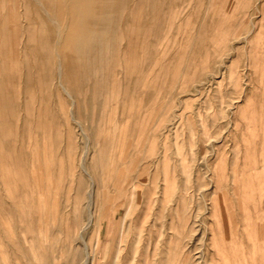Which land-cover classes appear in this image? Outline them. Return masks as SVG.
<instances>
[{"label":"rangeland","instance_id":"1","mask_svg":"<svg viewBox=\"0 0 264 264\" xmlns=\"http://www.w3.org/2000/svg\"><path fill=\"white\" fill-rule=\"evenodd\" d=\"M6 5L37 51L0 55V264H264V0H113L61 85L42 10Z\"/></svg>","mask_w":264,"mask_h":264},{"label":"bare ground","instance_id":"2","mask_svg":"<svg viewBox=\"0 0 264 264\" xmlns=\"http://www.w3.org/2000/svg\"><path fill=\"white\" fill-rule=\"evenodd\" d=\"M8 1V2H7ZM16 0H14L15 3ZM37 5L38 8H40V10H42V15H43V19L45 21V23L48 25H51L52 28V36H53V42L51 44V48L50 51L51 52V57L54 61V64L56 66V70H57V76H58V82L61 85L62 84V76H63V69H65V67L63 66V62H62V53L64 50H68L74 57H77V59H79L84 67H88L90 65H94L93 60L91 61V57L93 55H97L99 57V59H104L106 58V54H107V50L109 48H111L113 50V14H114V7H113V0H33ZM122 2V1H121ZM7 4H12V0H0V55L2 57V61L5 62L6 59L9 60V63H13L14 61L11 60L9 57H13L16 55L17 52H21L23 50V52H26L27 54L30 53V50H28V48L32 45L34 51H37L36 48V44L35 42L32 40L30 42H28V45L26 44V40L21 41V39L19 38V35L17 32H15V28L13 26H15V24L18 22V11L16 10V8L12 6H7ZM159 3V2H158ZM140 5V3H137V5ZM153 6V5H152ZM157 6V5H155ZM13 7V8H11ZM23 19H25V22L28 21V15H27V10L25 9V11L23 10L21 12ZM116 14V13H115ZM251 19V18H250ZM27 20V21H26ZM141 20V19H140ZM119 28V27H118ZM116 30L114 29V32ZM112 34L110 40L104 42L103 40L109 35ZM146 35V34H145ZM246 36V35H245ZM244 36V37H245ZM119 42V41H118ZM136 46V45H135ZM109 47V48H108ZM129 47V46H128ZM159 47V46H158ZM110 49V51H111ZM142 50V49H141ZM12 52L15 53V55H12ZM9 54H11L9 56ZM26 56V55H25ZM9 58V59H8ZM14 58V57H13ZM64 58V57H63ZM123 59V58H122ZM156 59V58H155ZM154 61V60H153ZM156 61V60H155ZM2 62V63H3ZM131 62V61H130ZM1 63V62H0ZM1 63V64H2ZM10 64V67H11ZM16 64V63H15ZM14 64V65H15ZM132 64V63H131ZM101 65V62L98 63V66ZM1 66V65H0ZM127 66V65H126ZM153 66V65H152ZM155 66V65H154ZM64 67V68H63ZM2 68V67H1ZM128 68H130L128 66ZM264 68V67H263ZM12 69V68H9ZM16 69V67H15ZM1 70V69H0ZM131 70V69H130ZM133 70V69H132ZM11 71V70H10ZM14 71V70H13ZM100 73V72H99ZM1 75V74H0ZM13 75V74H12ZM96 77V76H95ZM1 82V81H0ZM1 86V85H0ZM101 87V86H100ZM2 89V88H1ZM0 89V90H1ZM99 90V89H98ZM32 91V90H31ZM109 91V89L107 90ZM2 92V90H1ZM101 92V91H100ZM133 96V95H132ZM40 98V97H38ZM139 98V97H138ZM143 98V97H142ZM1 100V99H0ZM41 100V99H40ZM43 100V99H42ZM108 101V100H107ZM34 102V101H33ZM40 103H42L40 101ZM135 103V102H134ZM103 107V106H102ZM45 108V107H44ZM46 109V108H45ZM44 109V110H45ZM34 110V109H33ZM37 111V110H36ZM47 111V109H46ZM37 114V113H36ZM39 115V113H38ZM40 116V115H39ZM1 118V117H0ZM1 120V119H0ZM113 120V119H112ZM32 122V120H31ZM115 124V123H114ZM2 126V125H1ZM9 128V127H8ZM144 132V131H143ZM3 133V132H2ZM8 133V132H6ZM142 133V132H141ZM9 134V133H8ZM31 135V134H30ZM1 136V135H0ZM35 138V137H34ZM33 138V139H34ZM37 138V137H36ZM154 138V137H153ZM166 139V137H165ZM37 140V139H36ZM163 141V140H162ZM152 143V142H151ZM28 144V143H27ZM26 144V145H27ZM139 144V143H138ZM153 144V143H152ZM163 144V143H162ZM179 144V142H178ZM190 144V143H189ZM38 145V144H37ZM177 145V143L175 144ZM191 145V144H190ZM29 146V144H28ZM153 146V145H151ZM155 146V145H154ZM179 146V145H177ZM176 146V147H177ZM31 148V147H30ZM151 148V147H150ZM155 148V147H153ZM182 148V147H181ZM179 148V149H181ZM191 148V147H190ZM28 149V148H27ZM67 149V147H66ZM72 150V149H71ZM177 150V148L175 149ZM20 151V150H19ZM60 151V150H59ZM74 151V150H72ZM155 151V150H154ZM199 151V150H198ZM10 152V151H9ZM153 150H150V153L152 155ZM179 152V151H177ZM191 152V151H190ZM52 153V152H51ZM67 153V152H66ZM148 154V151L145 152ZM163 153V152H162ZM235 153V152H234ZM156 154V152H155ZM164 154V153H163ZM22 155V154H21ZM149 155V154H148ZM165 155V154H164ZM180 155V154H179ZM191 155V153H190ZM52 156V155H51ZM69 157V156H68ZM168 157V156H167ZM198 157V156H197ZM49 158V157H48ZM62 158V157H61ZM67 158V157H66ZM185 159V157H183ZM80 159V157H79ZM162 159V158H161ZM166 159V158H165ZM169 159V158H168ZM236 159V158H235ZM60 160V159H59ZM163 160H164V156H163ZM200 160V159H199ZM2 161V160H1ZM32 162V160H30ZM167 161V160H166ZM165 161V162H166ZM170 161V160H168ZM167 161V162H168ZM164 162V163H165ZM180 162H183L182 159H180ZM186 162V161H185ZM184 162V163H185ZM63 163V162H61ZM183 163V164H184ZM169 164V163H168ZM165 164V165H168ZM182 164V167L187 165L188 163H185V165ZM18 165V164H17ZM20 165V164H19ZM18 165V166H19ZM31 165V164H30ZM189 165V164H188ZM154 166V165H153ZM187 167V166H186ZM62 168V167H61ZM164 168V167H163ZM162 168V169H163ZM169 167H167V171L169 174ZM188 168V167H187ZM35 169V167H34ZM69 169V168H68ZM183 169V168H182ZM4 170V169H3ZM61 170V169H60ZM155 170V169H154ZM185 170V169H183ZM18 171V170H17ZM23 171V170H22ZM70 171V170H69ZM163 171V170H162ZM165 171V170H164ZM166 171V172H167ZM187 171V170H186ZM60 172V171H58ZM173 172V171H172ZM172 172L170 173V175L172 174ZM189 172V171H188ZM63 173V171H62ZM164 174V172H163ZM162 174V175H163ZM166 174L164 176H166ZM188 174V173H187ZM26 175V174H25ZM59 175V173H58ZM24 176V175H22ZM154 179H155V173H154ZM152 176V177H153ZM168 176V175H167ZM172 176V175H171ZM174 176V174H173ZM219 177V175H217ZM27 177V176H25ZM163 177V176H162ZM206 177V176H205ZM187 178V177H186ZM172 179H175L174 177ZM68 180V179H67ZM72 180V179H70ZM152 180V179H151ZM164 180V178H163ZM168 180L169 179H165ZM25 181V180H24ZM156 181V179H155ZM170 181V180H169ZM197 181V180H196ZM195 181V182H196ZM218 181V180H217ZM2 182V181H1ZM36 182V181H35ZM68 182V181H67ZM154 182V181H153ZM166 182V183H167ZM185 182V180H184ZM151 183V182H150ZM24 184V182H23ZM70 184V183H69ZM165 184V183H164ZM168 184V183H167ZM167 184H165L166 186H168ZM170 184H172L171 182L169 183V187ZM175 184V183H174ZM71 185V184H70ZM152 186H155L151 184ZM164 185V186H165ZM5 186V185H4ZM22 186V185H21ZM20 186V187H21ZM33 186V185H32ZM134 186V185H133ZM132 186V187H133ZM162 186V187H164ZM165 186V187H166ZM185 186V185H184ZM19 187V186H17ZM24 187V186H23ZM161 187V189H163ZM175 187V186H174ZM22 188V187H21ZM69 188V187H68ZM155 188V187H154ZM13 189V188H12ZM71 189V186H70ZM171 189V187H170ZM60 190V189H59ZM166 190H168V187L166 188ZM185 191V190H183ZM34 192V191H33ZM152 192V191H151ZM154 192V191H153ZM190 192V191H188ZM11 193V191H10ZM38 193V192H37ZM168 193V192H167ZM26 194V193H25ZM59 194V193H58ZM68 194V193H67ZM152 193H150L151 195ZM91 195V194H90ZM67 196V195H66ZM166 197V196H165ZM163 197V199L165 198ZM21 198V197H20ZM43 198V197H41ZM67 198V197H66ZM69 198V196H68ZM77 198V197H76ZM181 198V197H180ZM212 198V197H211ZM30 199V198H29ZM166 200V199H165ZM164 200V201H165ZM170 200V198H169ZM219 200V199H218ZM163 201V202H164ZM181 201V200H180ZM183 201V200H182ZM185 201V200H184ZM183 201V202H184ZM66 202V201H65ZM68 202V200H67ZM149 202V201H148ZM167 202V201H166ZM148 204V203H147ZM153 204V203H151ZM150 204V206H151ZM183 204V203H182ZM44 205V204H43ZM148 206V205H147ZM186 206V205H185ZM162 207V206H161ZM182 208V207H180ZM148 210V209H147ZM149 211V210H148ZM170 211V210H169ZM194 211V210H193ZM154 212V211H153ZM192 212V211H191ZM179 213V212H178ZM182 213V212H180ZM179 213V214H180ZM194 213V212H193ZM189 214V213H187ZM197 214V213H196ZM130 215V214H129ZM145 215V214H144ZM186 215V214H185ZM187 216V215H186ZM185 218V217H184ZM171 219V218H170ZM186 219V218H185ZM33 220V219H32ZM31 220V221H32ZM159 220V219H158ZM198 221V220H197ZM183 222V221H182ZM195 222V221H194ZM193 222V223H194ZM229 222V220H228ZM249 222V221H248ZM254 222V221H252ZM5 223V222H4ZM64 223V221H63ZM185 223V222H184ZM173 224V223H172ZM186 224V223H185ZM177 225V224H176ZM217 225V224H216ZM4 226V225H3ZM175 226V224H174ZM179 226V225H178ZM185 228V225H183ZM249 226V225H248ZM27 227V226H26ZM176 227V226H175ZM189 227V226H188ZM232 227V226H231ZM9 228V227H8ZM7 228V229H8ZM69 228V227H68ZM178 228V227H177ZM180 228V226H179ZM183 228V230H184ZM252 228V227H251ZM250 228V229H251ZM3 229V227H2ZM5 229V230H7ZM140 229V227H139ZM194 229V228H191ZM190 229V232H192ZM218 229V228H217ZM230 229V228H229ZM11 231V229H8ZM71 230V229H70ZM222 230V228H221ZM220 230V231H221ZM4 231V230H3ZM9 231V232H10ZM31 231V230H30ZM29 231V232H30ZM139 231V230H138ZM178 231V229H177ZM181 230H179L180 232ZM219 231V232H220ZM5 232V231H4ZM67 232V231H66ZM178 232V233H179ZM222 232V231H221ZM257 232V231H256ZM41 233V232H40ZM189 233V232H188ZM11 234V233H9ZM69 233H67L68 235ZM80 234V233H79ZM219 234V233H218ZM224 234V233H221ZM232 234V233H231ZM250 234V233H249ZM12 235V234H11ZM21 235H24L23 233H21ZM186 235V234H185ZM190 235V234H189ZM254 235V234H253ZM25 236V235H24ZM178 236V235H177ZM181 236V235H180ZM219 236V235H218ZM251 236V235H250ZM66 237V236H65ZM181 238V237H180ZM214 238V237H213ZM212 238V241H213ZM219 238V237H218ZM173 239V238H172ZM220 239V238H219ZM221 239L224 240V238ZM232 239H234L232 237ZM11 240V239H10ZM176 239H174L173 241H175ZM178 240V239H177ZM229 240V239H228ZM27 241V240H26ZM221 241V240H219ZM225 241V240H224ZM25 242V241H24ZM217 242V241H216ZM223 242V241H222ZM228 242V241H227ZM230 242V241H229ZM228 242V244H229ZM235 242V241H233ZM12 243V242H11ZM26 243V242H25ZM33 243V242H32ZM41 243V242H39ZM187 243V242H186ZM215 242L213 241V244ZM251 243H252V237H251ZM6 244V243H5ZM27 244V243H26ZM227 244V243H225ZM14 245V244H13ZM67 245V248L69 250H71L72 248L70 247L71 245H69V243L65 244ZM222 245V243H221ZM232 245V243L230 244ZM229 247H232L230 246ZM239 245V244H237ZM30 246V245H29ZM185 246V245H184ZM194 246V245H193ZM227 246V245H226ZM4 247V246H3ZM223 247H225L223 245ZM237 247V246H236ZM239 247V246H238ZM218 248V245H217ZM216 248V249H217ZM222 248V246L220 247ZM233 248V247H232ZM257 248V247H256ZM37 248H35L36 250ZM40 249V248H39ZM80 248H76L74 247V249H72L71 252V263L70 264H76L77 260L79 259V253L78 250ZM219 249V248H218ZM228 249V247L226 248ZM234 249V248H233ZM238 249V248H237ZM20 250V249H19ZM220 250V249H219ZM219 250H217L216 252H218ZM224 251V249H222ZM220 250V251H222ZM241 250V248H240ZM31 251V250H30ZM39 251V250H37ZM239 251V250H236ZM34 252V251H32ZM79 252H82L83 254V258H82V262L83 264H93V255H91V253H89V250L87 249V244H85L82 248V250H80ZM227 252V251H226ZM230 252V251H229ZM243 252V251H240ZM239 252V253H240ZM258 252V251H257ZM3 252H1L2 254ZM188 253V252H187ZM222 252H220L221 254ZM238 253V252H236ZM235 253V254H236ZM4 254V253H3ZM2 254V255H3ZM7 254V253H6ZM32 257L34 256L33 253ZM90 254V258H88V255ZM189 254V253H188ZM234 254V253H233ZM244 254V253H243ZM256 254V253H255ZM226 253L223 255L225 256ZM246 255V253H245ZM247 259V256H245ZM248 255V254H247ZM5 256V255H4ZM7 256V255H6ZM37 258L39 257V260H43L42 259V254L37 252V254L34 256ZM85 256V257H84ZM172 256V255H171ZM228 256V255H226ZM241 256V253H240ZM249 256V255H248ZM3 257V256H2ZM178 257V255H177ZM6 258V257H5ZM8 258V257H7ZM192 258V257H191ZM233 258V257H232ZM243 258V257H242ZM251 258V257H250ZM178 259V258H177ZM249 259V258H248ZM248 259L246 260L248 262ZM6 260V259H5ZM35 260V259H34ZM227 260V259H226ZM242 260V259H240ZM252 260V259H251ZM257 260V259H256ZM229 261V260H228ZM250 261V260H249ZM258 261V260H257ZM54 262V260H53ZM231 262V261H230ZM243 262V261H242ZM255 262V261H254ZM253 262V263H254ZM236 263V262H235ZM233 263V264H235ZM244 263V262H243ZM256 263V262H255ZM6 264V263H5ZM58 264V263H57ZM228 264V263H227ZM237 264V263H236ZM245 264V263H244ZM249 264H252L249 262Z\"/></svg>","mask_w":264,"mask_h":264}]
</instances>
